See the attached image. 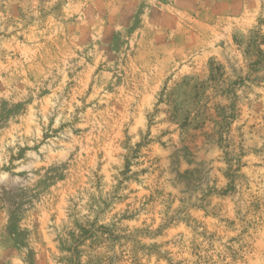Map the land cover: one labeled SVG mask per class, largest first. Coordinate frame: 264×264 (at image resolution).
<instances>
[{
    "label": "rangeland",
    "instance_id": "374dc122",
    "mask_svg": "<svg viewBox=\"0 0 264 264\" xmlns=\"http://www.w3.org/2000/svg\"><path fill=\"white\" fill-rule=\"evenodd\" d=\"M0 264H264V0H0Z\"/></svg>",
    "mask_w": 264,
    "mask_h": 264
}]
</instances>
